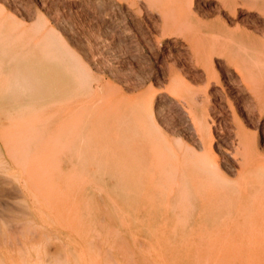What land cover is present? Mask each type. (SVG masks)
<instances>
[{
  "label": "rangeland",
  "instance_id": "374dc122",
  "mask_svg": "<svg viewBox=\"0 0 264 264\" xmlns=\"http://www.w3.org/2000/svg\"><path fill=\"white\" fill-rule=\"evenodd\" d=\"M201 43L215 44L208 85ZM255 47L264 0H0V55L38 87L8 96L0 74V264H264V223L219 194L167 201L116 135L119 109L146 94L161 128L197 143L188 90L169 91L180 76L234 178L236 125L264 145V109L235 67Z\"/></svg>",
  "mask_w": 264,
  "mask_h": 264
},
{
  "label": "bare ground",
  "instance_id": "6f19581e",
  "mask_svg": "<svg viewBox=\"0 0 264 264\" xmlns=\"http://www.w3.org/2000/svg\"><path fill=\"white\" fill-rule=\"evenodd\" d=\"M214 47L215 44L206 46L204 43L193 47V56L199 63H203L207 85L212 79L217 80L213 65L204 62V57H208ZM173 58L175 60V57ZM235 67L241 78L242 87H245L244 90L251 98L248 103L261 111L264 109V51L255 47L245 55V60L242 56V66ZM21 73L9 60L0 55V74L10 76L6 90L8 96L18 98L38 88L27 78L20 76ZM77 73H74V76L77 77ZM82 82L86 89L89 84L87 79H83ZM179 88H186L190 94L187 100L188 113L192 114L193 127L190 128L198 142H190L179 132H168L169 130L161 128L151 109L153 98L146 94H139L140 96L133 100L131 98L130 103L120 108L117 114L116 135L121 144L128 143L134 167L144 169L145 173L152 174L158 182L162 181L161 184L167 191L165 197L169 202L174 201L180 206H197L198 200L202 198L207 200L206 198L219 194L227 199L230 206L243 208L244 220L249 222L252 220L258 225L264 223V145H259L258 137L246 132L244 126L242 128L236 125L237 146L232 153L227 150L233 154L232 157L238 163L234 178H231L225 167L221 166L220 158L215 152L213 128L204 100H199L200 104L197 103L199 90L191 88L188 81L175 75L172 78L169 90L171 93H169L177 94L182 91L178 92ZM203 92L205 97H208L206 88ZM126 100H129V97L124 95L119 105ZM232 111L235 113V110ZM234 117L237 119L236 116ZM179 214L183 215V213ZM190 214L191 212H187L185 216L188 217Z\"/></svg>",
  "mask_w": 264,
  "mask_h": 264
}]
</instances>
